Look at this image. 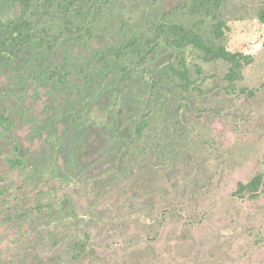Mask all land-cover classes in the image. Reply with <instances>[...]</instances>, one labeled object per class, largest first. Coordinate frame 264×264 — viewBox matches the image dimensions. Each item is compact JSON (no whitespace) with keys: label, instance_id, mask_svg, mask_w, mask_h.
Segmentation results:
<instances>
[{"label":"rangeland","instance_id":"obj_1","mask_svg":"<svg viewBox=\"0 0 264 264\" xmlns=\"http://www.w3.org/2000/svg\"><path fill=\"white\" fill-rule=\"evenodd\" d=\"M32 1L50 43L0 58V264H264V184L239 191L264 174V0L218 12L254 57L233 93L228 64L157 38L216 42L193 0L98 2L72 25ZM21 11L0 0V35Z\"/></svg>","mask_w":264,"mask_h":264},{"label":"trees","instance_id":"obj_2","mask_svg":"<svg viewBox=\"0 0 264 264\" xmlns=\"http://www.w3.org/2000/svg\"><path fill=\"white\" fill-rule=\"evenodd\" d=\"M22 11L20 16L9 24L2 26L0 35V58L20 57L30 48L42 49L49 44L52 37L50 31L43 29L38 31L31 20L30 12L32 9V0H20ZM112 0H44L45 5L55 4L58 11L65 16L67 25L71 13H75L82 18L87 10H90L95 4H108ZM226 0H193V8L191 10L194 15H203L211 17L214 21L213 37L215 43L209 44L202 34L194 29L186 28L183 25L164 24L160 27V35L157 38L165 36L170 45L178 50L187 47H194L202 53L205 62L223 61L229 66V70L225 75L228 82V91L233 93L236 84L244 80V71L253 64L254 57L241 52H231L223 43L225 38V23L219 17V10ZM260 20L264 23V12L260 16ZM183 69L174 70L176 76L182 81L189 84V73L186 69L185 62L182 61ZM185 85V87H186ZM0 121H8L5 112L0 107ZM147 125V124H145ZM143 128L138 129V134L142 135ZM264 184V174L259 175L248 184H240V190L249 193L250 197L259 198L260 189Z\"/></svg>","mask_w":264,"mask_h":264}]
</instances>
